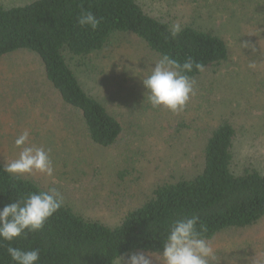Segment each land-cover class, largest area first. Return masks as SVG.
<instances>
[{
	"label": "rangeland",
	"instance_id": "rangeland-1",
	"mask_svg": "<svg viewBox=\"0 0 264 264\" xmlns=\"http://www.w3.org/2000/svg\"><path fill=\"white\" fill-rule=\"evenodd\" d=\"M137 1L147 13L171 24L195 22L221 35L230 57L197 79V94L184 111L173 114L143 104L142 78L159 58L139 38L116 34L89 58L67 56L84 88L101 94L123 124V134L112 147L91 143L80 129L71 134L68 127L78 126L80 118L46 80L37 55L20 51L0 60V163L18 158L14 140L27 130L29 145L51 149L55 171L51 177L33 173L24 178L46 190L57 188L77 214L112 227L148 202L158 187L199 174L208 137L221 120H230L237 129L236 160H251L264 171V68L255 61L250 62L255 69L246 65L249 33L259 32L250 24L261 21L264 0ZM208 242L215 264H264V218ZM132 254L116 264H127ZM145 255L160 264L158 254Z\"/></svg>",
	"mask_w": 264,
	"mask_h": 264
},
{
	"label": "trees",
	"instance_id": "trees-1",
	"mask_svg": "<svg viewBox=\"0 0 264 264\" xmlns=\"http://www.w3.org/2000/svg\"><path fill=\"white\" fill-rule=\"evenodd\" d=\"M81 10H90L100 19L95 30L78 25ZM171 25L147 13L137 0L0 3V60L20 51L37 55L46 80L69 111L80 118L78 126L68 127L71 134L80 129L91 143L109 148L122 136L123 124L101 94L84 88L67 56L89 58L104 50L114 35L131 34L158 58L168 54L181 63L187 57L203 63L204 72L190 74L195 80L229 61L230 47L221 35L190 22L182 25L181 33L173 39ZM250 26L259 32L249 33L246 65L255 61L264 68V15ZM236 137L232 122L221 120L208 137L202 171L193 178L158 187L148 202L129 211L114 227L86 219L64 204L43 230L22 236L11 246L39 248L38 264H116L132 253H162L171 222L192 214L206 227L208 241L225 231L253 227L264 218V171L251 160L245 164L236 160ZM38 190L47 191L28 178H11L0 163V209ZM7 246L4 242L0 247V264H15Z\"/></svg>",
	"mask_w": 264,
	"mask_h": 264
},
{
	"label": "clouds",
	"instance_id": "clouds-1",
	"mask_svg": "<svg viewBox=\"0 0 264 264\" xmlns=\"http://www.w3.org/2000/svg\"><path fill=\"white\" fill-rule=\"evenodd\" d=\"M81 27L95 30L100 24L92 11L81 10L77 17ZM182 31L180 23H173L169 32L173 39ZM254 63L249 64L255 69ZM204 72L205 65L185 58L183 63L168 54H163L151 67L150 73L142 78L145 99L153 109H166L173 114L184 111L191 98L197 94L196 80L191 73ZM29 132L25 130L14 140V146L20 149L17 159L6 162L3 172L15 180L33 173L54 175V166L50 157L51 149L31 146L28 143ZM65 198L55 187L47 191L38 190L28 193L18 202L6 204L0 209V247L8 242L7 254L15 264H38L40 249L24 250L11 246V242L27 238L32 233L43 230L48 220L64 206ZM206 227L196 214L175 219L163 239V251L157 255L160 264H215L216 254L204 233ZM127 264H153L144 253H133Z\"/></svg>",
	"mask_w": 264,
	"mask_h": 264
}]
</instances>
